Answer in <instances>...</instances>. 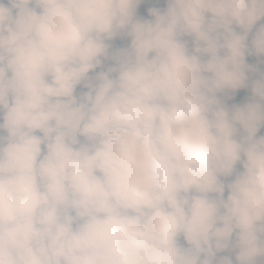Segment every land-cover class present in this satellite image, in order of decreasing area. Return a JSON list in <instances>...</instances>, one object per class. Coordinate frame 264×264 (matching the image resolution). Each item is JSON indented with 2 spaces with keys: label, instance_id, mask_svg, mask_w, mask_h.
<instances>
[{
  "label": "clouds",
  "instance_id": "obj_1",
  "mask_svg": "<svg viewBox=\"0 0 264 264\" xmlns=\"http://www.w3.org/2000/svg\"><path fill=\"white\" fill-rule=\"evenodd\" d=\"M262 130L264 0H0V264H264Z\"/></svg>",
  "mask_w": 264,
  "mask_h": 264
},
{
  "label": "trees",
  "instance_id": "obj_2",
  "mask_svg": "<svg viewBox=\"0 0 264 264\" xmlns=\"http://www.w3.org/2000/svg\"><path fill=\"white\" fill-rule=\"evenodd\" d=\"M245 94V92H244V90H241V92L239 93V95H244ZM262 134H264V130H262Z\"/></svg>",
  "mask_w": 264,
  "mask_h": 264
},
{
  "label": "rangeland",
  "instance_id": "obj_3",
  "mask_svg": "<svg viewBox=\"0 0 264 264\" xmlns=\"http://www.w3.org/2000/svg\"><path fill=\"white\" fill-rule=\"evenodd\" d=\"M249 62H253L252 58H249Z\"/></svg>",
  "mask_w": 264,
  "mask_h": 264
}]
</instances>
